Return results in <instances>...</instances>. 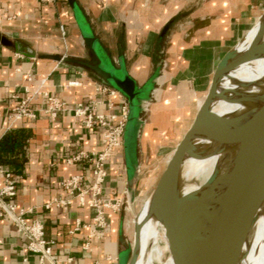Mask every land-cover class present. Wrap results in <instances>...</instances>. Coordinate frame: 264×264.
<instances>
[{
    "label": "crops",
    "instance_id": "obj_1",
    "mask_svg": "<svg viewBox=\"0 0 264 264\" xmlns=\"http://www.w3.org/2000/svg\"><path fill=\"white\" fill-rule=\"evenodd\" d=\"M75 2L107 54L114 61L119 54L124 56L140 88L149 81L154 84L150 122L144 119L146 111L141 113L144 126L138 138V170L142 166L140 149L152 152L150 139L155 140L156 120L169 110L177 89L186 83L194 93L209 91L212 78L205 89L197 86L200 74L196 70L207 64L204 56H218L215 71L264 12V0ZM0 34L12 42L11 46L0 43V142L12 134L5 144L22 143L12 152L0 153L4 162L0 164L13 173L16 182L14 203L24 211L27 222L39 220L44 224L46 239L55 241L57 264H129L133 243L127 232L126 209L133 192L128 187L124 145L107 162L103 198L120 207L106 210L105 229L96 226V211L77 199L69 207L46 208L55 199L69 197L61 185L65 179L81 176L85 187L93 184L89 160L68 161L81 152L103 149L105 129H87L72 109L96 101L99 112L121 114L127 99L89 68L43 57L51 54L98 63L94 52L83 43L75 9L68 0H0ZM99 84L115 93H98ZM46 93L65 102L69 110L53 120L46 113ZM206 96L199 99L193 95L196 116ZM28 98L37 117L16 119L15 110ZM2 184L0 178V187ZM89 200L90 196L87 203ZM261 207L248 255L250 264H264ZM28 242L10 217H0V264H41L39 255L28 250Z\"/></svg>",
    "mask_w": 264,
    "mask_h": 264
},
{
    "label": "water",
    "instance_id": "obj_2",
    "mask_svg": "<svg viewBox=\"0 0 264 264\" xmlns=\"http://www.w3.org/2000/svg\"><path fill=\"white\" fill-rule=\"evenodd\" d=\"M68 1L75 9L83 43L94 52L98 63L90 64L51 54L43 57L89 68L105 84L112 86L127 99L129 112L123 140L129 174L128 187L130 191L136 193L140 170L133 176L129 150L133 142L138 147L140 135L136 137L135 125L141 120L144 106L142 101L145 96H148V85L152 81L140 88L135 77L129 72L124 56L119 54L117 61H114L90 32L75 0ZM0 43L6 46L12 45V42L2 34H0ZM236 55H240L248 62H252L258 57L254 50L248 49L246 52L240 53L238 46H235L222 58L215 70L211 87L197 118L176 147L152 197L153 219L165 234L174 264H227L234 233L227 225L226 209L218 210L212 230L208 229L205 223L206 215L214 208L217 200L219 191L215 185L218 181V171L215 170L198 191L189 194L182 192L181 180L182 169L187 158L213 157L228 153V151H235V154L238 155L264 136V90L257 94L234 92L227 96L224 99L226 103L244 107V110L239 113H210L220 78ZM201 142L207 146L214 142L219 147L216 149L205 148L202 152L197 147ZM139 252L140 226L136 224L129 264L138 263Z\"/></svg>",
    "mask_w": 264,
    "mask_h": 264
},
{
    "label": "bare ground",
    "instance_id": "obj_3",
    "mask_svg": "<svg viewBox=\"0 0 264 264\" xmlns=\"http://www.w3.org/2000/svg\"><path fill=\"white\" fill-rule=\"evenodd\" d=\"M235 46H238L240 53L254 50L258 57L248 62L240 55L234 56L220 78L210 113H239L244 107L226 103L224 99L227 96L234 92L257 94L264 90V12ZM197 147L203 152L205 148L216 149L219 145L213 142L207 146L201 142ZM170 159L158 178L151 177L148 188L152 187L146 198L140 201L141 208L136 216V224L140 226V256L137 264H174L165 234L153 219L151 210L155 188ZM215 170L219 173L215 185L219 192L214 208L206 215V227L212 230L218 210L225 208L227 225L234 233L227 264H250L248 255L260 204L264 217V136L238 155L235 151H228L213 157L187 158L182 169V192L189 194L198 191Z\"/></svg>",
    "mask_w": 264,
    "mask_h": 264
},
{
    "label": "built area",
    "instance_id": "obj_4",
    "mask_svg": "<svg viewBox=\"0 0 264 264\" xmlns=\"http://www.w3.org/2000/svg\"><path fill=\"white\" fill-rule=\"evenodd\" d=\"M63 29V28H62ZM64 30V29H63ZM97 92L100 94L111 93L114 90L106 85L99 84ZM46 113L55 120L61 112L68 111L67 104L56 96L46 93ZM74 115L81 119L87 129L103 128V149L99 152L85 153L81 152L68 162H77L83 159L89 160L92 168L94 182L89 187L84 186V179L81 176H74L62 181V188L69 194L68 198L55 199L52 203L46 205L50 209L53 205L63 208L72 205L73 200L77 199L83 206L87 205L96 211L94 222L100 229H105L106 210L119 208L120 204L103 198V189L108 177V160L116 155L124 145V133L129 112V105L122 107L121 114H105L98 111V102L80 103L72 109ZM16 119L29 118L35 119L36 113L30 108V99H25L15 110ZM0 178L3 181L0 187V217H10L17 228L24 232L28 238V250L39 255L41 264H57L56 257L53 254L54 240H48L45 237V226L39 220L27 222L24 217V211L18 210L14 199L17 196V187L13 173L0 164ZM90 200L87 203V197Z\"/></svg>",
    "mask_w": 264,
    "mask_h": 264
},
{
    "label": "rangeland",
    "instance_id": "obj_5",
    "mask_svg": "<svg viewBox=\"0 0 264 264\" xmlns=\"http://www.w3.org/2000/svg\"><path fill=\"white\" fill-rule=\"evenodd\" d=\"M262 9L264 10V7ZM210 55L213 54L210 53ZM204 58L207 64L202 65L198 70H196L197 74H200L197 86L202 89H205L208 86L209 81L213 77V66L218 56H204ZM207 93L208 88L205 90H197L194 93L192 90H189L186 83H183L177 89L175 96L171 97L172 105L168 108L169 110L165 111L160 116H158V113L155 115L158 116V119L156 120L157 131L155 133V140L152 141V139H150V143L152 142V152L145 153L144 149L143 151L140 149V159L142 165L140 170V180L135 195L132 193L129 197L130 205H128L126 209L127 232L132 243L135 235L136 216L141 208L140 201L146 198L152 187L148 188V182L151 177H159L161 169L164 168L165 164L174 153L176 147L192 126L197 113L195 100L192 99L193 95L195 94L197 98L201 99L204 98ZM150 95H156L153 82L148 85V96H145L142 101L144 103L143 110L146 111L144 113V119L148 122H150ZM176 109L178 112L180 110L181 114L176 113L177 111H174ZM155 116H153V119ZM166 118L169 119L166 121ZM143 126L144 123L141 120L135 125L136 137L139 136V130ZM136 148V144L133 142L129 150L133 176L139 169L136 156L137 153H135L137 150Z\"/></svg>",
    "mask_w": 264,
    "mask_h": 264
},
{
    "label": "trees",
    "instance_id": "obj_6",
    "mask_svg": "<svg viewBox=\"0 0 264 264\" xmlns=\"http://www.w3.org/2000/svg\"><path fill=\"white\" fill-rule=\"evenodd\" d=\"M12 134L5 136L2 141L0 142V153L1 152H12L14 151L15 148H17L18 146L22 145V143H19V145L16 143V141L10 143V144H5L7 143V141L11 138ZM6 145V146H5ZM4 147V148H3ZM0 163L4 164V162H2V159L0 157Z\"/></svg>",
    "mask_w": 264,
    "mask_h": 264
},
{
    "label": "flooded vegetation",
    "instance_id": "obj_7",
    "mask_svg": "<svg viewBox=\"0 0 264 264\" xmlns=\"http://www.w3.org/2000/svg\"><path fill=\"white\" fill-rule=\"evenodd\" d=\"M141 120H143V119L141 118ZM137 156H138V151H137Z\"/></svg>",
    "mask_w": 264,
    "mask_h": 264
}]
</instances>
